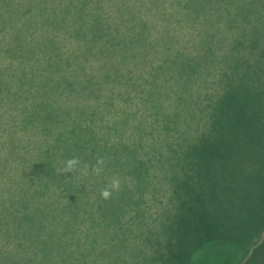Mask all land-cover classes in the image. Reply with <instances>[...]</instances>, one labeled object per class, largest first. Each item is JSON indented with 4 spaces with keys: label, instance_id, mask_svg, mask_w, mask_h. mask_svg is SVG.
Segmentation results:
<instances>
[{
    "label": "rangeland",
    "instance_id": "rangeland-1",
    "mask_svg": "<svg viewBox=\"0 0 264 264\" xmlns=\"http://www.w3.org/2000/svg\"><path fill=\"white\" fill-rule=\"evenodd\" d=\"M114 1L104 4L103 0L99 7L87 4L83 11L102 16L108 35L115 32L118 15L128 18L130 13L152 25L148 36L151 40L158 36V29L164 33L160 54L159 50L152 53V45L146 53L127 43L113 56L112 63L122 83L137 85L138 91L126 89V92L119 82L113 88L109 82L114 93L122 94L114 97V105H108L107 112H100L105 118L96 120V126L99 135H104L112 146L116 136L108 128L114 121L126 118L124 123L140 125L145 131L132 164L147 165L148 158L158 160L153 161L148 175L141 180L129 175L126 182L122 177L116 179L114 174L110 176L104 171L101 162L86 171L88 178L81 182V187L91 193L84 203L108 190L111 207L109 225L95 227L97 241L93 250L81 258L82 264H264V3L230 0L231 3L217 9L218 13L207 15L212 22L201 23L199 17L191 21L181 16L180 4H174L173 0L159 5L158 0H118L116 8ZM15 2L21 6L18 0ZM238 7L248 9L247 20L241 22L240 12L234 13ZM105 9L108 17L103 16ZM158 9L166 10L172 17L163 20ZM127 27L124 22L117 25L122 38L128 32ZM238 31L246 33L240 44L235 42L240 37ZM2 40L0 37V46ZM170 49H174L172 58L178 62L191 61L187 65L192 69L190 85L184 86L185 81L178 79L163 84L159 79L154 88L160 91L151 99L157 103L158 112L148 115L150 111L140 101L150 88L147 70L159 66L160 55L169 58ZM123 50L134 55L124 57ZM5 60L0 53V64ZM164 61L167 63L162 66L169 67L170 59ZM229 67L233 72L228 71ZM244 69L255 76L230 86L235 84V91L247 86L254 92L249 100L242 102L243 96H238L239 99L215 103L230 84L229 79L240 76ZM109 91V87L104 89L98 102L105 98L110 101ZM113 108L116 113L110 117ZM166 117H171L167 128L160 124ZM126 131L130 133L123 132ZM204 132L216 151L214 157L207 159L212 174L198 191L186 193L178 183L181 178L174 182L176 178L169 175L184 169L185 146L181 144L197 139ZM136 134L134 128L130 135ZM21 140L20 136L13 139L17 150H21ZM186 169L188 174L193 171L190 164ZM192 181L196 180L189 181V186ZM114 183L118 187L113 188ZM98 199L105 198L100 193ZM88 248L85 247V252Z\"/></svg>",
    "mask_w": 264,
    "mask_h": 264
},
{
    "label": "trees",
    "instance_id": "trees-1",
    "mask_svg": "<svg viewBox=\"0 0 264 264\" xmlns=\"http://www.w3.org/2000/svg\"><path fill=\"white\" fill-rule=\"evenodd\" d=\"M18 1L20 7L15 0H0V37L4 38L0 53L6 59L0 64V264H82L81 258L93 250L97 241L95 227L109 225L111 207V197L97 200L101 192L92 202L84 203L91 193L81 187V182L88 178L86 171L101 162L104 171L110 176L114 174L116 179L122 177L126 182L129 175L141 180L148 175L153 161L158 160L148 158L147 165L132 164L145 130L140 125L124 123L126 118L114 121L108 128L118 141H113L112 146L98 133L96 120L105 118L100 112H107L108 105H114V97L122 94L114 93L109 82L113 88L119 82L126 92L138 91L137 85L122 83L112 58L127 43L146 53L152 45V53L159 50L160 54L164 31L158 29V36L151 40L148 36L152 25L130 13L128 18L118 15L115 32L108 35L102 16L83 11L87 4L102 6L103 0ZM109 1L113 0H105L104 4ZM164 1L158 0L157 4ZM231 1L173 0V3L180 4L185 19L193 21L199 17L201 23H208L212 22L207 19L208 14L218 13L217 9ZM113 4L114 8L119 7L118 0ZM158 10L163 20L172 17L166 10ZM237 12L241 14V22L247 20L248 9L238 7L234 10L236 15ZM107 13L105 9L103 16L108 17ZM122 22L128 25L123 38V33L119 36L117 30ZM238 33L240 37L235 42L240 44L241 36L245 40L246 33ZM173 50L170 49L169 58L160 55L163 61L160 60L159 66L147 70L150 88L140 101L150 111L148 115L158 112L157 103L151 99L160 91L154 88L159 79L163 84L178 79L185 81L184 86L190 85L192 69L187 65L191 61L178 62L172 58ZM125 54L134 55L123 50L124 57ZM167 59L170 65L164 68L162 63H167L164 61ZM228 71L233 72V68L229 67ZM254 76L247 69L240 71V76L229 79L230 84L215 103L239 99L238 96H243L242 102L249 100L254 92L247 86L237 92L236 85H230ZM108 87L107 97L112 99L98 102ZM111 111L110 117L116 109ZM165 119L160 124L167 128L171 117ZM63 127L66 130H61ZM134 128L137 134L132 136ZM207 135L204 132L197 139L181 144L185 146L184 169L169 176L176 178L174 182L181 178L178 183L183 192L195 193L212 174L207 159L214 157L216 151ZM17 136L23 139L19 142L21 150L13 142ZM24 148L26 153L22 152ZM72 160L76 163L69 168ZM189 164L193 171L188 174ZM193 179L196 181L189 186ZM86 246L89 248L85 252Z\"/></svg>",
    "mask_w": 264,
    "mask_h": 264
},
{
    "label": "clouds",
    "instance_id": "clouds-1",
    "mask_svg": "<svg viewBox=\"0 0 264 264\" xmlns=\"http://www.w3.org/2000/svg\"><path fill=\"white\" fill-rule=\"evenodd\" d=\"M76 163L75 160L69 161V168H71ZM118 187V184L114 183L113 188ZM111 195L110 191L104 190L101 192V196L104 198H108Z\"/></svg>",
    "mask_w": 264,
    "mask_h": 264
}]
</instances>
